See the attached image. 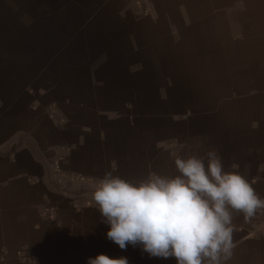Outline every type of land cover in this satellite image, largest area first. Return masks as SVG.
Returning a JSON list of instances; mask_svg holds the SVG:
<instances>
[{
    "label": "crops",
    "instance_id": "1",
    "mask_svg": "<svg viewBox=\"0 0 264 264\" xmlns=\"http://www.w3.org/2000/svg\"><path fill=\"white\" fill-rule=\"evenodd\" d=\"M208 150L264 198V0H0V264H175L109 241L91 193ZM232 222L227 264H264L261 217Z\"/></svg>",
    "mask_w": 264,
    "mask_h": 264
},
{
    "label": "clouds",
    "instance_id": "2",
    "mask_svg": "<svg viewBox=\"0 0 264 264\" xmlns=\"http://www.w3.org/2000/svg\"><path fill=\"white\" fill-rule=\"evenodd\" d=\"M174 175L149 172L128 180L111 171L91 198L108 230L106 238L126 250L175 264H227L233 256V212L246 219L264 209L252 184L233 164L226 169L215 150L174 158ZM87 264H128L126 257L98 254Z\"/></svg>",
    "mask_w": 264,
    "mask_h": 264
},
{
    "label": "built area",
    "instance_id": "3",
    "mask_svg": "<svg viewBox=\"0 0 264 264\" xmlns=\"http://www.w3.org/2000/svg\"><path fill=\"white\" fill-rule=\"evenodd\" d=\"M55 155L51 159L50 168L51 171L55 174L62 173V169L60 167V163L65 158V151L64 149L55 148L54 150ZM263 209L258 210L257 212L261 213Z\"/></svg>",
    "mask_w": 264,
    "mask_h": 264
},
{
    "label": "rangeland",
    "instance_id": "4",
    "mask_svg": "<svg viewBox=\"0 0 264 264\" xmlns=\"http://www.w3.org/2000/svg\"><path fill=\"white\" fill-rule=\"evenodd\" d=\"M261 213H259V212H256V214L254 215V216H259V217H261V219L263 220V223L262 224H264V209L262 210V211H260Z\"/></svg>",
    "mask_w": 264,
    "mask_h": 264
}]
</instances>
